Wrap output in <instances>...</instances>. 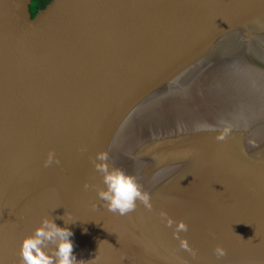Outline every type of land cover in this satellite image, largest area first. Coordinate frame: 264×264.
Instances as JSON below:
<instances>
[{
	"label": "water",
	"instance_id": "1",
	"mask_svg": "<svg viewBox=\"0 0 264 264\" xmlns=\"http://www.w3.org/2000/svg\"><path fill=\"white\" fill-rule=\"evenodd\" d=\"M33 1L0 0V264H19L23 238L62 216L90 264H264V0H49L31 14ZM194 75L253 81L259 99L241 93L223 100L230 118L114 153L153 210L109 212L83 187H104L92 159L136 108ZM50 150L60 163L45 167ZM161 210L188 225L195 258Z\"/></svg>",
	"mask_w": 264,
	"mask_h": 264
},
{
	"label": "clouds",
	"instance_id": "2",
	"mask_svg": "<svg viewBox=\"0 0 264 264\" xmlns=\"http://www.w3.org/2000/svg\"><path fill=\"white\" fill-rule=\"evenodd\" d=\"M218 139L222 140L224 137L220 136ZM82 151H86V149H82ZM53 163L58 165L60 161L55 152L50 150L44 161V166L48 167ZM92 164L101 175L104 187L90 185L87 182L83 187L85 190L94 188L99 200L104 202L103 207L109 212L126 216L136 210L137 202L148 211L153 210L150 194L143 190L137 177L119 167H110L107 152L98 151L92 159ZM92 207L96 208L97 204H93ZM158 215L161 222L167 227L172 228L175 225L172 234L179 240V247L195 258L198 250L191 247L186 238L180 236L181 232L188 231V225L183 220L175 221L164 210H161ZM64 217H43L41 219L39 226L22 240L19 264H90L92 260L85 262L81 259L78 261L74 255V245L70 239L73 236L72 231L55 223V219L64 220ZM213 252L217 259L227 255V250L219 244L216 245ZM183 264H187V261H184Z\"/></svg>",
	"mask_w": 264,
	"mask_h": 264
},
{
	"label": "bare ground",
	"instance_id": "3",
	"mask_svg": "<svg viewBox=\"0 0 264 264\" xmlns=\"http://www.w3.org/2000/svg\"><path fill=\"white\" fill-rule=\"evenodd\" d=\"M198 73L201 75L202 70L200 69ZM194 76H191L187 85L188 91L192 94L191 97L193 96L195 99L192 97V100L189 93L183 92V87L172 85L167 89L166 95H159L146 100V103L136 108L131 116L121 124L112 145L115 149L113 148L112 153L109 154V158L112 159L114 164V161H117L113 155L114 153L135 149L136 146L144 144L150 138L173 134L182 128H191L193 124V126H197L202 122L204 125L214 124L215 122L210 123L211 121L208 119L210 116H213L212 120H216V118H220L219 115L224 114L230 118L231 114H237L239 110H235L233 106L230 109L231 111L226 110L223 107L225 106L223 100H228V107V105H231V98L245 92L246 98L252 99L250 100L252 103L259 99L253 81L244 82L236 78H228L226 81L225 78H222L219 80L221 86L218 82L214 86L211 85L212 83L209 86V78ZM198 82L201 85L205 83V87L209 86L208 89L212 90L211 92L225 90L224 86L228 88L232 86L233 88L231 90L229 88V93L224 92V98H222L223 96L217 95L215 92L212 94L207 93L208 89H198ZM196 102L200 103L199 107L195 104ZM187 105L188 107H186ZM231 128H233V125Z\"/></svg>",
	"mask_w": 264,
	"mask_h": 264
},
{
	"label": "rangeland",
	"instance_id": "4",
	"mask_svg": "<svg viewBox=\"0 0 264 264\" xmlns=\"http://www.w3.org/2000/svg\"><path fill=\"white\" fill-rule=\"evenodd\" d=\"M216 83H217V82H216ZM204 85H205V83H203V85H201V84L198 83V84H197V87H198V89H202V88H203V89H206V90H207L208 87L210 86V85H209V86H206V87H205ZM211 85L214 86L215 84H211ZM183 89H184L183 92L189 93V94H190L189 96L191 97L192 94L188 91V85H184V86H183ZM189 89H190V88H189ZM209 91H212V90H208L207 93H209ZM207 93H206V94H207ZM192 97H193V96H192ZM192 97H191V99H192ZM193 98H194V97H193ZM194 99H195V98H194ZM192 100H193V99H192ZM193 102H195V101H193ZM193 102H192V103H193ZM195 104H197V107L200 106V103H199V102H196ZM186 107H188V105H187ZM220 116H221V115H219L218 117H220ZM235 121H236V120L230 121L231 126L233 125L232 123L235 122ZM228 124H229V123H228ZM226 129H227V128H226Z\"/></svg>",
	"mask_w": 264,
	"mask_h": 264
},
{
	"label": "trees",
	"instance_id": "5",
	"mask_svg": "<svg viewBox=\"0 0 264 264\" xmlns=\"http://www.w3.org/2000/svg\"><path fill=\"white\" fill-rule=\"evenodd\" d=\"M49 0H34L30 6V12L33 14L37 9L41 8Z\"/></svg>",
	"mask_w": 264,
	"mask_h": 264
},
{
	"label": "flooded vegetation",
	"instance_id": "6",
	"mask_svg": "<svg viewBox=\"0 0 264 264\" xmlns=\"http://www.w3.org/2000/svg\"><path fill=\"white\" fill-rule=\"evenodd\" d=\"M250 100H252V99H250ZM127 153V152H126ZM120 164V167L122 166V167H124V169H126L128 166L130 167L131 166V164H129L128 162L126 163L124 160L123 161H121V163H119ZM137 167V166H136ZM134 168V170H137V169H139V167H137V168ZM138 174H140V173H138V172H136V173H134L133 175L135 176V175H138Z\"/></svg>",
	"mask_w": 264,
	"mask_h": 264
}]
</instances>
